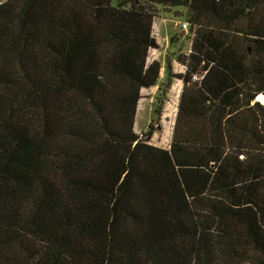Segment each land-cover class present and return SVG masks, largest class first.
I'll return each instance as SVG.
<instances>
[{"label":"trees","instance_id":"obj_1","mask_svg":"<svg viewBox=\"0 0 264 264\" xmlns=\"http://www.w3.org/2000/svg\"><path fill=\"white\" fill-rule=\"evenodd\" d=\"M158 7L193 33L168 149L133 129ZM259 97L264 0H0V264H264Z\"/></svg>","mask_w":264,"mask_h":264},{"label":"rangeland","instance_id":"obj_2","mask_svg":"<svg viewBox=\"0 0 264 264\" xmlns=\"http://www.w3.org/2000/svg\"><path fill=\"white\" fill-rule=\"evenodd\" d=\"M120 1L123 0H112V5H117ZM185 12L182 8L157 9L152 28L158 49H150L146 62H159L161 70L156 87L140 91L133 124L134 132L141 139H145L152 127L149 143L163 149H168L172 140L177 108L184 88V81L179 76L186 73L187 66L180 60L190 55L193 40V33L189 28L180 27L182 22L187 21ZM203 75L202 72L193 75L191 82L199 81Z\"/></svg>","mask_w":264,"mask_h":264},{"label":"built area","instance_id":"obj_3","mask_svg":"<svg viewBox=\"0 0 264 264\" xmlns=\"http://www.w3.org/2000/svg\"><path fill=\"white\" fill-rule=\"evenodd\" d=\"M180 27L183 28V29L189 28V27H188V23H187V21L182 22V23L180 24Z\"/></svg>","mask_w":264,"mask_h":264},{"label":"water","instance_id":"obj_4","mask_svg":"<svg viewBox=\"0 0 264 264\" xmlns=\"http://www.w3.org/2000/svg\"><path fill=\"white\" fill-rule=\"evenodd\" d=\"M258 99L261 101V103H264V97H259Z\"/></svg>","mask_w":264,"mask_h":264}]
</instances>
